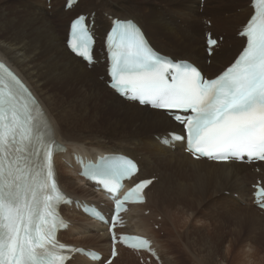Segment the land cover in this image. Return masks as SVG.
Segmentation results:
<instances>
[{
    "label": "bare ground",
    "instance_id": "1",
    "mask_svg": "<svg viewBox=\"0 0 264 264\" xmlns=\"http://www.w3.org/2000/svg\"><path fill=\"white\" fill-rule=\"evenodd\" d=\"M64 3L65 0H50L48 10L46 0H0V60L30 88L41 105L53 139L64 146V151L54 159L57 182L63 192L70 198L109 211L100 195L77 176L79 169L73 156L94 161L104 155L121 154L133 159L138 165V174L132 182L151 178L156 181L145 191V204L131 207L124 215L127 230L118 233L151 239L160 264L169 263L162 259L163 251L149 227V219L153 216L162 220L161 227L166 226V234L174 237L175 234L170 233L176 230L177 224L172 220V211L201 212L202 207H211L219 210L223 218L232 216L234 223L241 219L242 238L236 239L234 246L253 240L254 229L258 231L255 237L264 234V213H254L251 207V186L256 185L257 180L264 181V164L246 166L194 161L184 154V143L169 141L168 147L161 144L160 139L168 137V133H181L179 128L165 114L126 103L114 95L106 87V61L99 62L101 57L97 50L102 48L110 17L133 20L155 51L174 61H188L206 74L202 59L203 55L206 57L205 46L203 50L201 46L196 50L192 45L198 36L195 24L203 18L199 15V0H78L70 11L63 9ZM243 10L248 16L252 12L251 8ZM92 13L97 36L94 47L97 64L87 68L68 53L65 42L70 20ZM58 23L62 25L61 33L57 31ZM211 26L212 29L216 27L214 20ZM208 32L210 30L205 29L201 34L203 45ZM238 41L241 48L244 40ZM214 57L215 51L211 63ZM96 71L101 72L99 77L94 75ZM254 167L259 169V174ZM223 193H228L229 197H222ZM233 196H237V200L232 199ZM61 213L70 227L59 234L60 240L68 239V234L80 235V240L73 242L77 247L98 251L103 258L108 256L109 235L103 225L74 208L64 207ZM168 222L172 229L167 227ZM121 255L132 256V253L119 248V256L111 264ZM142 257L151 260L144 254ZM67 264L94 263L84 257H75Z\"/></svg>",
    "mask_w": 264,
    "mask_h": 264
},
{
    "label": "snow or ice",
    "instance_id": "2",
    "mask_svg": "<svg viewBox=\"0 0 264 264\" xmlns=\"http://www.w3.org/2000/svg\"><path fill=\"white\" fill-rule=\"evenodd\" d=\"M252 6L255 12L240 33L246 46L214 79H204L188 62L161 58L131 23L111 37L113 87L142 104L177 110L170 114L183 124L188 150L197 158L264 160V0H252ZM91 41L85 18H77L70 47L89 62ZM208 44L211 49L216 41L210 38ZM34 106L27 87L0 64V264H64L65 250L72 251L56 241L63 221L55 207L63 197L54 180L53 145L37 134ZM168 139L185 137L170 133ZM134 168L122 159L115 175H129ZM148 183L136 185L124 199L140 200ZM256 195L264 198V189ZM121 204L117 200L116 208ZM134 239L138 248L148 243Z\"/></svg>",
    "mask_w": 264,
    "mask_h": 264
},
{
    "label": "rangeland",
    "instance_id": "3",
    "mask_svg": "<svg viewBox=\"0 0 264 264\" xmlns=\"http://www.w3.org/2000/svg\"><path fill=\"white\" fill-rule=\"evenodd\" d=\"M247 2L248 0H205L204 3L199 2V15L203 16V18L195 24L198 36L196 35L195 39L192 41V45H195L194 47L196 50L200 48L199 46H201V50H203L204 45L202 44L201 34H204L205 29H209L213 38L217 39L220 44L215 50V59H213V63H211L212 58H207L203 55L202 59L204 60L207 77H212L218 73L234 58L240 49L241 45L237 38V32L247 19L248 12L242 11L243 8H249ZM46 3L49 10L50 0H48V2L46 0ZM104 19H106V15H104ZM213 20L216 27L212 29L211 21ZM61 30L62 25L58 23V33H61ZM94 75L99 77L101 72L96 71ZM166 130L167 129H165V131ZM159 131L163 133L164 130ZM222 197H229V194L223 193ZM232 199L237 200V196H233ZM240 204L245 205V202H241ZM251 207L254 213L259 212L253 205ZM150 210L152 212V208ZM200 210L203 211H172L171 217L174 222L176 221L177 227L174 231L169 222L167 227L171 226L172 231L170 234H175L174 237L166 234V226H164V228L161 227L162 220H156L154 216L152 219H149V227L155 234V240L158 246L163 251L164 257H162V259L165 258L169 264H245V262L247 264H249V262L251 264H264L263 233H261L260 236L257 234L255 237V232L257 233L258 231L254 229L253 240L243 242L239 244V246H234L236 239L242 238L240 233L242 227L241 219H236L234 223L235 220H233L232 216L228 219L223 218L222 213L215 208L202 207ZM148 212L149 207L146 213ZM155 214L156 212L153 213V215ZM237 214L239 215V213ZM159 218L161 217L159 216ZM154 224H156L155 228H153ZM244 232H242V234ZM186 233L187 236H185V238L184 235H186ZM69 238H72V240ZM76 239L80 240V235L68 234V239H62V241L66 244L75 245ZM82 245L85 244L83 243ZM229 247H231L230 250ZM248 250H250V253ZM114 264L140 263L133 255H121L119 260Z\"/></svg>",
    "mask_w": 264,
    "mask_h": 264
}]
</instances>
